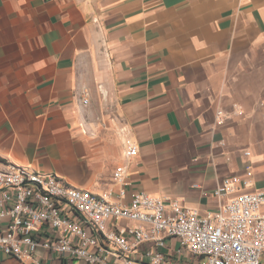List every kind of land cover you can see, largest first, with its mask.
Here are the masks:
<instances>
[{
  "label": "crops",
  "instance_id": "crops-1",
  "mask_svg": "<svg viewBox=\"0 0 264 264\" xmlns=\"http://www.w3.org/2000/svg\"><path fill=\"white\" fill-rule=\"evenodd\" d=\"M120 127L138 147L128 159ZM9 165L201 214L247 166L249 191L264 192V0H0V170ZM35 261L68 264L42 249ZM37 263L0 251V264Z\"/></svg>",
  "mask_w": 264,
  "mask_h": 264
},
{
  "label": "built area",
  "instance_id": "built-area-1",
  "mask_svg": "<svg viewBox=\"0 0 264 264\" xmlns=\"http://www.w3.org/2000/svg\"><path fill=\"white\" fill-rule=\"evenodd\" d=\"M80 101L87 107V91ZM117 132L124 157L135 156L127 128ZM124 175L117 166L114 182ZM251 177L247 166L224 178L213 192L217 207L201 214L144 192L125 205L110 191L90 194L55 174L9 165L0 170V251L35 263L42 249L68 264H264V192L249 191Z\"/></svg>",
  "mask_w": 264,
  "mask_h": 264
},
{
  "label": "rangeland",
  "instance_id": "rangeland-1",
  "mask_svg": "<svg viewBox=\"0 0 264 264\" xmlns=\"http://www.w3.org/2000/svg\"><path fill=\"white\" fill-rule=\"evenodd\" d=\"M263 262H264V259H263Z\"/></svg>",
  "mask_w": 264,
  "mask_h": 264
}]
</instances>
